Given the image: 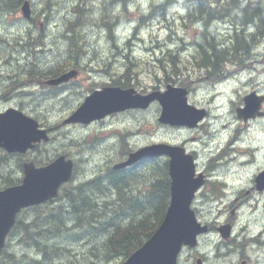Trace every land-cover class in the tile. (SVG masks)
Wrapping results in <instances>:
<instances>
[{
  "label": "rangeland",
  "instance_id": "374dc122",
  "mask_svg": "<svg viewBox=\"0 0 264 264\" xmlns=\"http://www.w3.org/2000/svg\"><path fill=\"white\" fill-rule=\"evenodd\" d=\"M17 1L7 0L3 3L0 0V38L3 41L0 42V64L5 62L2 65L4 75L9 77L2 80L0 75V94L6 92L8 97L11 94L14 97L17 90L13 93L11 88L18 87L20 80L28 81V86L21 87V93L9 104L23 107L21 110L33 115L41 126L51 131L53 143L47 146H50L49 150L41 149V154L67 153L76 161L74 179L64 186L73 188L86 180L101 177L107 173L108 167L123 159L122 154L126 149L163 139L185 142L188 149L197 152L203 169L212 163L215 170L211 182L201 189L194 202L199 220L211 224L216 221L220 225L232 217L238 244L231 247L232 240L227 242L217 233L207 234L201 238L196 252L188 250L183 254L181 263L196 264V259L205 252L207 260L203 264H240L246 258L244 256H250L247 264H264V248L249 246L251 239L264 231V192L254 187V177L264 168V117L245 124L236 113V107L243 106V97L248 92L256 90L264 94V56L261 55L264 40L259 39L258 44H262L254 49L255 55L244 62L247 67L231 63L235 66V69H230L237 73L236 79L220 84L224 92L213 100L215 85L212 77L206 69L195 67L193 59V54L200 49L199 43L204 39L201 33L206 31L205 23L192 28L184 26L189 13V0H171L174 2L165 9V15L159 12L157 16H153L157 10L155 7L167 4L168 0H131L126 8L123 0H95L97 6L90 4L93 0H30L34 14L29 20L20 12L19 6L24 0L18 4ZM260 3L264 7V0H260ZM73 23L77 24V31L80 30L81 41L71 48L64 33ZM210 30L224 38L233 32L230 24L220 21L214 22ZM36 39L43 45L40 50L35 49L36 53L26 49L23 51ZM127 53V63L132 60L137 62L136 67L131 64L134 75L130 82L135 89L144 93L157 87L164 89L167 84L163 71L158 69V60L166 64L171 58L176 59L178 67L175 69L190 74L196 80L191 85L189 101L211 111V116L200 129L188 131L163 126L158 120L161 111L158 103L148 110L114 114L91 125L63 122L79 107L93 87L99 88L103 83L110 82L108 73L111 67L114 78L123 73L125 60L122 56ZM14 56L18 59L15 57L11 60ZM67 63L81 68L77 78L57 88L41 82L47 78V75L42 78L41 73ZM256 64L255 70L253 67ZM203 71L213 86L204 80ZM179 77L172 84L180 85L184 79ZM34 79L37 85L33 92L30 87ZM125 132L128 137L123 139ZM236 132L241 136L237 145L245 147L235 149L224 146ZM247 144H251L252 149H247ZM220 145L226 148L222 155H227L210 161V154L217 153ZM241 153L247 154L240 157ZM34 155L36 153L28 157ZM17 158L19 156H9L5 170L2 169L3 173H9V178L21 176ZM243 159L250 163L245 165L241 161ZM136 168L140 179L127 186L126 196L141 194L139 198L143 199V192L154 178L150 179V170L144 163ZM216 178L229 182L222 193L218 191ZM108 192L111 194L105 190L97 205L96 227L101 231L75 225L77 218H73L69 211L63 217L57 216L60 206L64 205L62 211L69 208L65 198H57L51 204L25 212L22 220L28 223L33 221V225L15 231L6 254L0 257V264H117L124 256L99 251L100 242L108 239L109 232L116 226L130 220L134 213L130 206L133 201L129 199V206L122 210L115 209L112 203L117 201L118 195L113 189ZM232 210L236 212L235 215L231 214ZM63 220L65 225L60 223Z\"/></svg>",
  "mask_w": 264,
  "mask_h": 264
},
{
  "label": "water",
  "instance_id": "95a60500",
  "mask_svg": "<svg viewBox=\"0 0 264 264\" xmlns=\"http://www.w3.org/2000/svg\"><path fill=\"white\" fill-rule=\"evenodd\" d=\"M30 12V4L25 2L22 13L25 17H30ZM75 75L76 71H70L49 80L48 83L59 84ZM134 92L132 88L121 89L120 87L96 90L66 122L88 123L113 111L129 107L146 108L155 99H158L162 105L160 120L164 123L192 127L206 114L204 109H198L188 103L187 89L183 87L168 85L165 92L154 91L145 95L134 94ZM244 100L245 107L237 109L239 117L247 120L249 117L263 115L260 108L264 96H258L253 92ZM27 118L15 110L4 113L0 124L3 125L5 132L4 136H0V144L10 151H24L32 146L33 141L47 137L45 130L34 131L32 126H35V123ZM160 154H168L171 157L169 169L172 176V203L170 209L159 230L123 264H177V256L182 245H195L196 235L207 230V226L201 227L197 222L194 212L189 207L195 190L203 183V180L201 177L194 178V158L191 154H186L183 147L168 144L145 146L130 153L128 160L116 167L126 166L145 156ZM71 173L72 161L61 156L47 167L35 169L32 165L28 166L22 186L10 187L0 192V249L4 245L8 230L15 222V215L20 207L57 195L60 183L68 180ZM256 182L258 189H264V171L257 176ZM230 229V225L220 228L224 237L230 235Z\"/></svg>",
  "mask_w": 264,
  "mask_h": 264
},
{
  "label": "trees",
  "instance_id": "16d2710c",
  "mask_svg": "<svg viewBox=\"0 0 264 264\" xmlns=\"http://www.w3.org/2000/svg\"><path fill=\"white\" fill-rule=\"evenodd\" d=\"M2 1L5 3L6 0ZM211 1L215 2V7H212L213 3H211ZM20 2L21 0L16 3L18 4ZM221 17H223L222 19L233 23V32L226 39H222V41L217 39L216 36L218 35L212 32L209 28V25L213 20ZM195 18H197V20H195ZM205 18L206 31L204 30L201 33L204 39L202 40V43H199L200 49L196 50L195 55L193 54V59L196 66L199 68L204 67L209 70L207 73L208 75L210 71L211 74L221 73L222 64L229 57H243V53H246L250 49V45L252 44L250 43L251 39L255 42L258 39H261V37H264V7L260 6V0H191L189 4V13L184 21V26L187 28L197 27V23L200 20H202L201 22H204ZM241 21L243 22L242 29L238 26ZM249 25L254 26L252 27L255 29L253 33L247 32V27ZM71 26L72 27H67L65 29L64 35L67 40V45H70L71 48H73L78 45V42L81 41V39L79 35L80 30L77 31L75 28L77 24L73 23ZM230 37L232 39H230ZM37 48L38 45H36L35 42L25 47L27 51L31 50V53L35 52V49ZM77 50H79V48ZM130 62L131 63H127V66L125 67L126 76L131 73V64L135 67L137 66V63L133 60ZM158 62L161 64L160 67L168 73L175 75L183 74V72H179L175 69V67H178L176 59L171 58L166 64L161 60H158ZM69 66L71 65L67 63L60 68L58 67L56 71L53 72V70H51L49 73H53L52 75L56 76L61 74ZM121 84L130 85L129 79H127L126 83L122 82ZM151 161L152 163L150 166L152 175H150V179L154 178V180L151 183L149 193L144 195L145 200L142 201L137 199V197H133L135 196L134 194L127 195L132 197L133 203H131L130 206H132L135 214L132 213L129 223L124 222L111 230L108 239L104 242L99 241L101 245L99 251H106V253L110 255H115L116 253L119 255L129 254L157 228L167 206L169 197V179L167 176L166 164L157 162L156 160ZM128 176L129 175L124 173V171L120 172L111 170L101 177L88 180L89 186L80 183L77 190L74 189V191L67 192L66 202L69 203V208L65 211H60L57 216L60 217L69 211V214H71L73 218H77L75 220V225L79 227L87 226L99 230V228L96 227V222H98V220H96V213L98 201H101L99 198H103L105 195L103 187H109L122 196H126V193L128 192L127 186L129 185L125 180H127L126 178ZM139 179L140 178L138 177V181ZM84 188L89 189L86 190ZM85 192L87 194L83 197ZM129 201V199L120 197V199H117V201L115 200L112 205L116 207L121 206L120 210H122L129 206ZM108 202L110 203V200ZM62 207H64V205H62ZM60 223H63V225L66 224L64 223V220ZM94 233H97V231ZM98 235H100V233H98ZM37 243L39 244L38 241ZM36 264L40 263L36 262Z\"/></svg>",
  "mask_w": 264,
  "mask_h": 264
},
{
  "label": "bare ground",
  "instance_id": "6f19581e",
  "mask_svg": "<svg viewBox=\"0 0 264 264\" xmlns=\"http://www.w3.org/2000/svg\"><path fill=\"white\" fill-rule=\"evenodd\" d=\"M7 1V0H6ZM124 1V7L126 8V7H129L128 6V3L129 2H131V0H123ZM10 2V1H9ZM25 2H29V4L31 5V2H30V0H24L22 3H21V5L22 4H24ZM112 2V1H111ZM173 2L174 1H171V0H168V3L166 4V3H162L161 4V6L159 5V6H157V7H155V10H156V8H157V10H156V13H154L153 14V16H157V14L160 12L161 13V15H165V9L169 6V5H172L173 4ZM189 2H191V0H189ZM119 3V2H118ZM211 3H213V4H215V2L214 1H211ZM90 4H93V5H95V6H97V3H96V1L95 0H93V2H91ZM90 4H89V6H90ZM109 4V3H108ZM115 4V3H114ZM213 4H212V7H213ZM3 5V4H2ZM260 6H262L263 7V5L260 3ZM124 9V8H123ZM161 9V10H160ZM11 10V9H10ZM152 14V13H151ZM152 16V17H153ZM151 17V18H152ZM150 18V19H151ZM154 18V17H153ZM152 18V19H153ZM223 17H221V18H216L215 20H213L211 23H210V25H209V28H211V25L214 23V22H217V21H220V22H224V23H226V24H230V27H232L233 28V23L232 22H229V21H225V20H223L222 19ZM31 19V18H30ZM78 19V18H77ZM151 19V20H152ZM222 19V20H221ZM29 20V19H28ZM195 20H197V18H195ZM76 21V20H75ZM148 21H150V20H148ZM202 20H200L197 24H200V23H202L201 22ZM34 23H35V21H34ZM204 23H206V18L204 19ZM232 23V24H231ZM240 25H238L239 26V28L240 29H242V25H243V22L241 21L240 23H239ZM143 25H145V24H143ZM205 26H206V24H205ZM238 26H236V27H238ZM245 26H247V25H245ZM41 27V26H40ZM252 27H254V26H248L247 27V32H250V33H253L254 32V30L255 29H253ZM234 29H235V27H234ZM29 35V34H28ZM229 36H230V34H229ZM229 36H227V37H229ZM217 37V39H219V40H221L222 41V39H226V38H224V37H221L220 35H218V36H216ZM17 38V37H16ZM19 38V37H18ZM260 38V37H259ZM38 39V38H37ZM35 40L34 42L36 43V45H38V48L37 49H41L42 47H43V45H41V43H39L38 42V40ZM230 39H232L231 37H230ZM264 40V37H261V40ZM4 40V39H3ZM17 40V39H16ZM7 41V40H6ZM0 42L1 43H3V41L1 40V38H0ZM14 42H15V40H14ZM13 42V43H14ZM16 43V42H15ZM250 43H252L251 45H250V49H249V51H247L246 53L244 52L243 53V57H237V58H234V56H232V57H229L225 62H223V64H222V66H226L227 65V63H229V64H234V65H236V64H243V66L244 67H247V65L246 64H244V62L245 61H247V60H250V59H252V57H253V55H255V53L256 52H254V49L256 48V46H259V45H261V44H258L259 43V39L257 40V41H255V42H253V39H251L250 40ZM17 44V43H16ZM21 44V43H20ZM1 45V44H0ZM41 45V46H40ZM6 46H7V44H6ZM9 46V45H8ZM2 47H4V46H2ZM10 47V46H9ZM12 47V46H11ZM16 47V46H15ZM21 47V46H20ZM13 48H14V46H13ZM82 48V47H81ZM11 50V49H10ZM17 50V49H16ZM20 50V49H19ZM4 51V50H3ZM21 51V50H20ZM23 51H25V48L23 49ZM37 51V50H36ZM12 52V51H11ZM15 53H16V51H15ZM18 53V52H17ZM36 53V52H35ZM20 55V54H19ZM235 55V54H234ZM262 56H264V51H262V54H261ZM80 56H82L81 54H80ZM16 56H14V57H12V58H10L11 60L12 59H14ZM10 59H6V60H9L10 61ZM16 59H18V57H16ZM26 60V59H25ZM8 61V62H9ZM17 61V60H16ZM12 62V61H11ZM4 61H2V64H0V67H2V65H4ZM32 63V62H31ZM25 64V63H24ZM33 64H36V63H33ZM31 65V64H30ZM32 67V66H31ZM3 68V67H2ZM25 68V67H24ZM58 68V67H57ZM57 68H56V70H57ZM204 68V67H203ZM15 69V68H14ZM52 69V68H51ZM204 69H206V68H204ZM1 70V69H0ZM5 70V69H4ZM35 70V69H34ZM207 70V69H206ZM16 71V70H15ZM207 71H209V70H207ZM10 72V71H9ZM13 72V71H12ZM21 73V72H20ZM17 74V73H16ZM4 75V74H3ZM1 76H2V74H1ZM7 76V75H6ZM209 76H211L212 77V83L215 85V90L214 91H217L216 93H218V92H224L223 91V87H220V84H222V83H224L223 82V79L222 78H225L224 77V70H222V72L221 73H215V74H211V71L209 72ZM236 76H237V73H234V72H230L229 73V77L230 78H232V79H236ZM3 77H5V76H3ZM3 77H1V78H3ZM17 79V78H16ZM23 80V79H22ZM13 81V80H12ZM20 82L22 83L23 82V86H26L27 84H28V81H21L20 80ZM30 84V83H29ZM28 86V85H27ZM20 87V86H19ZM19 92H21V90H18ZM24 91V90H23ZM6 93V92H5ZM10 94V93H9ZM1 97V96H0ZM8 97V96H7ZM3 99V98H2ZM5 99V98H4ZM111 134V133H110ZM110 134H108V135H110ZM225 154H223V156H224ZM221 157H219V159H220ZM146 161H144V164L146 165ZM250 163V162H249ZM104 174H102V176H103ZM95 178H98V177H95ZM221 182H219V185H221L222 184V181L224 180V179H219ZM114 182V181H113ZM84 187V186H83ZM119 217V216H118ZM233 225H234V223H233ZM257 239V236H256V238H255V240ZM252 241L254 240V238H252L251 239ZM259 245L260 246H263V243L260 241L259 242ZM41 262V261H40Z\"/></svg>",
  "mask_w": 264,
  "mask_h": 264
},
{
  "label": "flooded vegetation",
  "instance_id": "af4514ba",
  "mask_svg": "<svg viewBox=\"0 0 264 264\" xmlns=\"http://www.w3.org/2000/svg\"><path fill=\"white\" fill-rule=\"evenodd\" d=\"M3 67V66H2ZM2 67H0V75L2 74V76L1 77H3V76H5V77H3L2 78V80H4V79H8L9 77L8 76H6V75H3L4 74V70H3V68ZM18 81V80H17ZM20 86V87H19ZM19 86L18 87H16L15 89H13V88H11L13 91V93H14V91H16L17 90V94L16 95H14V97H13V95H9L10 97H13V98H10V97H7L8 95H6V93H1L0 94V113L2 112V111H4V110H6L8 107H9V101H11V100H13L17 95H18V93H21V92H19L18 90H20V88L21 87H23V83H20L19 84ZM11 92V93H12ZM20 97H21V94H20ZM3 98V99H2ZM5 98V99H4ZM30 152V151H29ZM3 163H4V165H3ZM7 163V160H5L3 157H2V155L0 156V190L1 189H3V188H6V187H8V173H3L2 172V169L4 168V170H5V164Z\"/></svg>",
  "mask_w": 264,
  "mask_h": 264
}]
</instances>
